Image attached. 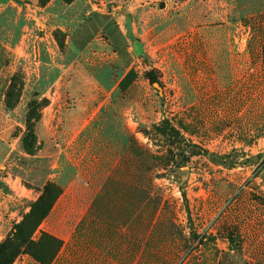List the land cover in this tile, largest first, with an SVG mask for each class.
<instances>
[{
	"label": "rangeland",
	"instance_id": "rangeland-1",
	"mask_svg": "<svg viewBox=\"0 0 264 264\" xmlns=\"http://www.w3.org/2000/svg\"><path fill=\"white\" fill-rule=\"evenodd\" d=\"M0 5V242L47 182L63 191L39 228L66 242L130 158L129 140L165 155L154 127L181 119L194 130L186 138L206 152L179 167L164 157L163 177L154 180L163 197L157 224L137 251L128 236L105 246L103 264H133L144 246L136 264H264V0ZM96 11L123 26L130 54H116L106 32H90ZM130 66L141 75L122 92L118 79ZM233 149L259 157L235 167L214 161ZM86 223L79 233L91 230ZM85 241L68 242L57 263L82 264L83 254L96 253ZM13 264L38 263L21 255Z\"/></svg>",
	"mask_w": 264,
	"mask_h": 264
},
{
	"label": "trees",
	"instance_id": "trees-1",
	"mask_svg": "<svg viewBox=\"0 0 264 264\" xmlns=\"http://www.w3.org/2000/svg\"><path fill=\"white\" fill-rule=\"evenodd\" d=\"M111 45L116 52L114 45ZM261 67L264 71V44L261 46ZM147 77L150 83L158 81L154 70L149 71ZM190 125L179 119L177 127L171 125L168 119H164L154 127L160 136L158 141L165 142L167 146L166 154L161 156H156L129 140L126 152L130 158L120 161L90 206L89 213L93 221L104 220L109 232L134 240L136 251L144 244L146 233L155 222V215L163 199L154 180L163 177L164 172L159 169L160 166L164 167V157L176 158L172 163L179 167L184 165L190 156L206 152L184 135L185 131H194ZM258 157L259 154L244 158V155L233 149L228 154L214 158V161L226 167H235L249 165L252 159ZM180 189L182 191L183 186H180ZM62 191L63 189L53 182L44 185L41 197L30 205V210L24 214L22 221L13 225L11 236L0 242V264H13L21 255L29 256L38 264H51L54 261L63 246V240L53 233L41 230L39 226L49 216ZM80 226L79 222L77 231ZM227 235L228 239L232 240V233Z\"/></svg>",
	"mask_w": 264,
	"mask_h": 264
},
{
	"label": "crops",
	"instance_id": "crops-1",
	"mask_svg": "<svg viewBox=\"0 0 264 264\" xmlns=\"http://www.w3.org/2000/svg\"><path fill=\"white\" fill-rule=\"evenodd\" d=\"M9 2L13 3V0H0V4L5 5V6L9 5ZM94 14L96 17H99L100 21L98 24H94V25L92 24L91 25L93 27H92V30L90 32H106L110 44H113L117 50L115 52L116 54H120L121 56H123V55L127 56L128 52L130 54V52L132 50H134V48L131 45L129 38H127V36L125 34V32H126L125 29L119 23V21L117 19H115V20H113V22H111V20L114 18L113 16L108 18L107 16H105V14H102L99 11H96ZM83 32H87V31H83ZM128 57H129V55H128ZM140 75H141V71H139L137 67L130 66L119 77L118 89L122 92L129 91L134 86V84L139 80ZM97 192H96V194H97ZM93 200H94V198L92 199L91 203L87 206L85 212L82 214V216L77 221V224L74 226L73 232L71 233V236L66 240V242L64 241V239L61 236L55 234L56 236H58L59 238H61L63 240V246L51 264H55V263H57V261H59L58 259L60 257V253H61L62 249L64 248V246L68 242H73V240L79 241L80 238L84 239V237L86 239L85 242L87 244V247H88V245L89 246L91 245L93 247V249H95L96 253H85V254H83L81 256V259H80V261H82V264H103V259L105 257L106 252H107L105 250V246L109 247V250H111L110 248H112V246L114 245V243L116 241V238H118L119 236H117L113 232H109L106 221H104V220L98 221V222L93 221V217L89 213V209H90V206H91ZM156 220L154 223H156ZM85 221L86 222L88 221V227L91 230H89L86 234H84L83 232L79 233L76 230V227L80 222V225H81L80 228H82V225H84L86 223ZM153 227H154V224L152 225L151 229ZM159 232H160V228H159ZM169 233L170 234L167 236V238H169L170 241L176 239V236L178 235V233H176V232H169ZM162 239H163V237H162ZM146 244H147V246L150 245L149 243H147V241H146ZM143 245H145V243ZM91 246H90V248L92 249ZM132 247L135 250V246H132ZM145 247L146 246H144L143 249L141 250L140 257L134 259L133 264H136L137 261H139V262L144 261V257H145L144 254L148 253L145 251L146 250V249H144ZM175 252L178 253V251H175ZM106 255H107V257H110L108 254H106ZM65 257H70V255L65 254ZM159 260L162 261L163 259H159Z\"/></svg>",
	"mask_w": 264,
	"mask_h": 264
}]
</instances>
